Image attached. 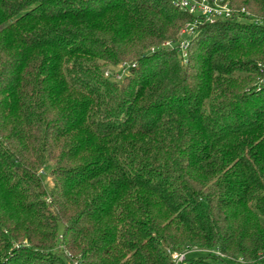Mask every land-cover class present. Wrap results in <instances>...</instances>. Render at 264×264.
I'll list each match as a JSON object with an SVG mask.
<instances>
[{
	"label": "trees",
	"instance_id": "obj_1",
	"mask_svg": "<svg viewBox=\"0 0 264 264\" xmlns=\"http://www.w3.org/2000/svg\"><path fill=\"white\" fill-rule=\"evenodd\" d=\"M228 3L0 0V264H264V0Z\"/></svg>",
	"mask_w": 264,
	"mask_h": 264
},
{
	"label": "built area",
	"instance_id": "obj_2",
	"mask_svg": "<svg viewBox=\"0 0 264 264\" xmlns=\"http://www.w3.org/2000/svg\"><path fill=\"white\" fill-rule=\"evenodd\" d=\"M171 4L174 8L193 16L197 19H202L205 22H208L210 24L216 22V21H224L232 18V11L229 7L228 0H170ZM243 13V11H241ZM244 15L248 16L247 13H244ZM257 24H261V22L258 21H252ZM192 25H187L185 28L181 31V35L190 34L192 32ZM171 44L166 42L163 44V47H170ZM186 47H187V41H182L179 44V51L182 54V57L185 58L186 56ZM120 69L124 70V66L122 65ZM122 74H116L115 76L112 75L111 78L114 80H119L122 76ZM105 77H108V72H104ZM184 254H173L171 256L172 260L175 262V264L181 263L184 261Z\"/></svg>",
	"mask_w": 264,
	"mask_h": 264
},
{
	"label": "rangeland",
	"instance_id": "obj_3",
	"mask_svg": "<svg viewBox=\"0 0 264 264\" xmlns=\"http://www.w3.org/2000/svg\"><path fill=\"white\" fill-rule=\"evenodd\" d=\"M181 33V32H180ZM123 64H118L115 68H112L110 71L113 72V75L115 76L116 74H122V70L120 69H123L121 68ZM124 66V65H123ZM121 71V72H120ZM49 169H50V166L49 165H46L40 172H39V175L40 177L42 178L43 182H44V185L46 188L50 187L51 183H50V174H49Z\"/></svg>",
	"mask_w": 264,
	"mask_h": 264
},
{
	"label": "water",
	"instance_id": "obj_4",
	"mask_svg": "<svg viewBox=\"0 0 264 264\" xmlns=\"http://www.w3.org/2000/svg\"><path fill=\"white\" fill-rule=\"evenodd\" d=\"M103 73L105 72V70L102 71Z\"/></svg>",
	"mask_w": 264,
	"mask_h": 264
}]
</instances>
